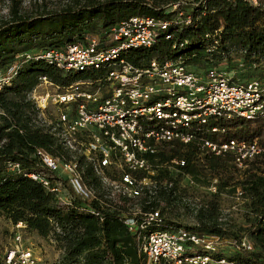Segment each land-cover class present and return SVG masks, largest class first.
I'll return each instance as SVG.
<instances>
[{
  "label": "trees",
  "instance_id": "obj_1",
  "mask_svg": "<svg viewBox=\"0 0 264 264\" xmlns=\"http://www.w3.org/2000/svg\"><path fill=\"white\" fill-rule=\"evenodd\" d=\"M21 1L11 0L9 17L0 21L2 73L19 53L64 48L70 43L83 42L88 34L106 39L112 26L133 15L164 19L175 15L165 9L173 0H154L151 4L145 0H66L57 8L35 2V9L29 13L22 11ZM193 20L192 24L176 30V41H181L183 46L174 47V39L162 37L151 47L131 49L126 58L135 65L144 66L153 58L165 61L181 57L197 71L217 67L219 61L232 55H240L249 65H257L263 60L262 4L253 6L244 0H209L205 9L195 8ZM219 29L216 38H206L205 34L213 35ZM104 73L105 69L65 72L45 60L31 59L20 67L9 84L0 89V216L15 225L22 222L30 233L53 238L63 250L62 259L54 264H146L143 237L150 231L179 227L236 242V246H227L230 251L223 248L212 253L216 260L226 258L230 264H264L263 118L250 121L233 117L219 123L228 130L226 138L257 141L261 146L262 151L244 167L235 164L232 154L207 153L195 142H161L157 152L150 155L156 173L136 174L138 179L149 176L152 182L139 186L142 187L140 195L135 197L112 196L109 187L83 155L78 156L83 166V178L98 200L74 196L71 204L63 203L55 193L28 175L32 172L51 174L37 154L39 148L54 156L71 154L60 143L54 130V118L49 117L52 123L43 122L29 97L40 77L45 75L64 87L80 80L98 78ZM252 79L264 84L260 77ZM181 161L185 163L182 165ZM9 162L19 163L20 169H9ZM164 162L179 173L189 175L195 183H210L213 178H218L213 198L197 207L192 206L187 189L179 186L170 167L161 166ZM238 189L243 191L246 206L244 222L229 228L221 217L218 196L226 190L237 194ZM129 203L136 204L137 209H129ZM182 208L193 216L194 225L176 223V213ZM156 209L160 210V221L147 229L133 231L125 223L127 212H137L136 216L140 218L141 214ZM92 210L99 211L100 215ZM244 238L250 242V249L240 246ZM196 253L205 254L206 251L193 247L186 254ZM0 264H4L2 257ZM160 264L173 263L161 261Z\"/></svg>",
  "mask_w": 264,
  "mask_h": 264
},
{
  "label": "built area",
  "instance_id": "obj_2",
  "mask_svg": "<svg viewBox=\"0 0 264 264\" xmlns=\"http://www.w3.org/2000/svg\"><path fill=\"white\" fill-rule=\"evenodd\" d=\"M153 1L145 0L148 4ZM207 1L173 0L165 8L175 13L171 19L133 15L112 26L106 39L88 34L83 42L70 43L64 48L19 53L1 73L0 89L9 84L20 67L31 59L45 60L65 72L105 69L98 78L80 80L64 87L57 85L60 90L53 93L39 92L43 85H55L47 76L40 77L29 97L43 122L52 123L49 117L54 118V130L60 143L71 154L54 156L39 148L37 154L51 174L32 172L28 175L55 193L61 202L71 204L74 196L98 200L95 191L84 181L79 155L92 163L112 196L135 197L140 195L142 187L139 186L152 182L149 176L138 179L136 174H154L150 155L157 152L161 142H195L207 153L232 154L238 167H244L248 160L259 154L262 148L257 141L226 138L228 130L219 123L233 117L250 121L264 119V84L260 80L239 83L216 66L197 71L181 57L165 61L153 58L144 66L135 65L126 58L131 49L151 47L162 37L174 39V47L183 46L181 41H176V30L192 24L195 8L205 9ZM244 1L253 6H264L262 0ZM183 4L189 6L183 7ZM220 30L205 36L216 38ZM84 84L91 88H81ZM50 102L58 106L55 117L49 111ZM172 162L179 163L178 160ZM184 163L181 161L182 165ZM8 167L20 169L19 163L15 162H9ZM217 182L218 178L211 180L213 192L217 191ZM64 187L71 189L72 197L60 195ZM237 194L242 198L243 191L239 189ZM92 212L100 215L99 211ZM136 214H125V223L133 231L147 229L160 221L159 209L143 213L140 218ZM16 225L20 227L23 223ZM226 243L236 246L235 241L179 227L150 231L143 237L142 247L146 264H160L161 261L230 264L226 258L216 260L212 256ZM240 246L251 248L246 238ZM193 247H200L206 253L186 254ZM2 260L4 264H48L24 244L20 231L5 249Z\"/></svg>",
  "mask_w": 264,
  "mask_h": 264
},
{
  "label": "rangeland",
  "instance_id": "obj_3",
  "mask_svg": "<svg viewBox=\"0 0 264 264\" xmlns=\"http://www.w3.org/2000/svg\"><path fill=\"white\" fill-rule=\"evenodd\" d=\"M65 1L66 0H22L21 9L23 12L29 13L30 11L35 9V2H44L47 3V6L49 8H57ZM10 5L11 2L10 4H8L5 0H2V4L0 6V21L9 17ZM187 6L189 5L183 4V7ZM216 65L217 67L225 70L234 81L239 83H245L255 77H260L264 80V58L257 65H249L240 55H232L231 57H226L222 61H219ZM1 73L2 72L0 70V75ZM80 86L83 89L91 88L90 85L87 84ZM59 90L60 89L56 84H48L46 86L43 85L39 88L40 93H53ZM49 111L55 117L57 115L58 106L50 102ZM162 165L170 167L171 174L178 180L179 186L181 188L187 189V193L189 194L190 198L189 201H191L192 206L197 207L201 204L207 203L213 198V194L215 192L210 190L211 182L195 183L193 181L192 183V178L189 175L179 173V171L172 168V166L167 165L166 162L161 164V166ZM60 195L62 197L70 198L73 196V193L71 189H67V187H64L62 188ZM218 201L220 205L221 217L226 223V226H228L229 228H236L240 225V223L244 222L246 206L243 198L238 197V194L231 193L226 190L224 192L222 191L219 194ZM127 207L134 211L137 209L136 204L130 205L129 203ZM175 217L176 219L174 220L178 224L194 225L196 223L195 219L189 213V211L184 210L183 208L178 213H176ZM23 225L18 227L7 218L0 216V257L3 256L5 249L13 243V238L16 235L17 231H20L24 244L30 246L48 264H54L55 262L62 259L63 250L58 247L56 241L53 238H43L36 233H30L24 228ZM228 245L230 244L226 243L224 248L225 250L228 249V251H230L229 247H227Z\"/></svg>",
  "mask_w": 264,
  "mask_h": 264
}]
</instances>
